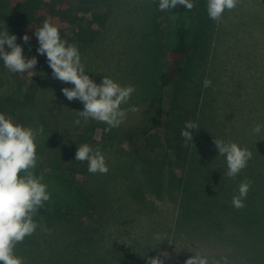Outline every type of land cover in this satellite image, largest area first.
Wrapping results in <instances>:
<instances>
[{"label": "rangeland", "instance_id": "374dc122", "mask_svg": "<svg viewBox=\"0 0 264 264\" xmlns=\"http://www.w3.org/2000/svg\"><path fill=\"white\" fill-rule=\"evenodd\" d=\"M14 1L0 0V31ZM196 2L194 48L179 85L183 102L199 105V130L193 129L188 168L177 171V178L169 171L149 175L122 146L123 132L141 125L150 101L160 93V76L173 47L176 15L160 11L159 0H111L106 27L81 53L86 74L96 83L108 76L136 89L122 107L139 110L128 112L118 128L105 132L104 123H85L77 116L83 104L68 101L61 91L73 85L54 79L50 67L43 69L34 109L57 111L69 120L74 130L69 143L76 150L82 144L75 141L78 135L93 126L92 147L104 154L109 171L87 172L85 181L78 171L66 169L71 145L49 134L37 137L43 152L37 155L35 174L54 192L34 218L50 231L37 228L14 249L28 264H147L148 257L156 256L163 264H184L195 252L209 264H223L222 258L227 264H264V128L259 134L252 131L256 124L264 125V0H240L220 22L209 18L207 0ZM205 79L211 80L210 87H204ZM76 119H81L79 125ZM214 138L252 152L235 178L226 175V158L219 156ZM150 156L161 159L160 154ZM245 180L252 183L245 207L237 210L231 201ZM77 185L97 199L93 211H76L82 224L76 228L53 211L78 208L68 203L77 201Z\"/></svg>", "mask_w": 264, "mask_h": 264}, {"label": "clouds", "instance_id": "9594fccd", "mask_svg": "<svg viewBox=\"0 0 264 264\" xmlns=\"http://www.w3.org/2000/svg\"><path fill=\"white\" fill-rule=\"evenodd\" d=\"M155 2V0H154ZM240 0H207V13L211 20L220 22L225 10L237 7ZM183 6L188 11L194 8V0H159L160 11L172 10ZM38 41L37 53L46 56L48 66L52 70V77L73 87L62 88L63 95L68 101L78 100L83 104V110L77 111V116L85 123L90 119L107 125L105 132L118 128L126 119L128 112H136V106L123 108L128 104L132 94L136 91L133 85L123 86L113 78L103 76L100 83H96L85 71L79 48L75 43L69 44L61 39L58 27L51 21L45 20L43 25L35 30ZM25 44L30 37H22ZM17 37L9 34L8 30L0 31V60L11 73H25L34 71L37 57L30 59L24 55L23 47L18 44ZM211 80H204V87L211 86ZM79 125L81 119H76ZM264 128L256 124L252 131L259 134ZM192 129L199 130L197 123L189 120L181 130L185 146L193 143ZM44 128L26 127L16 123L11 116L0 113V264H28L14 249L26 237L33 235L41 224L34 219L46 202L51 199L48 184L42 175L37 176V137L43 134ZM219 156H224L227 163L226 175L235 178L247 167L252 158V152L240 147L236 142H225L214 138ZM75 161L87 162L88 172L91 174H107L109 168L106 158L99 148L89 144H81L75 153ZM250 180L239 184L238 195L232 198V205L237 210L245 207L244 200L251 186ZM44 232L50 230L42 227ZM164 255H167L166 253ZM227 264V258H222ZM147 264H163L159 256L148 257ZM184 264H209L207 257L195 252L185 260ZM215 264H221L220 260Z\"/></svg>", "mask_w": 264, "mask_h": 264}, {"label": "trees", "instance_id": "16d2710c", "mask_svg": "<svg viewBox=\"0 0 264 264\" xmlns=\"http://www.w3.org/2000/svg\"><path fill=\"white\" fill-rule=\"evenodd\" d=\"M110 3L111 0L14 1L10 7L4 30H8L9 34L16 35V42L23 47L25 57L30 59L32 56H36L38 63L34 71L11 73L0 60V113L11 116L16 123L26 127L39 128L42 125L43 134L57 137L61 144L71 145L69 141L74 130L69 120L57 111H36L34 109L42 84L43 69L49 67L46 56L40 55L36 51L39 45L34 33L46 19L51 20L58 27L61 39L66 40L69 44L75 43L81 54L98 39L106 27V10ZM197 5L194 0V8L191 11L183 6L171 10L176 15L175 38L173 47L167 54L164 71L160 76V93L150 101L144 112L145 118L141 125L137 128H127L122 134L124 149L126 148L134 154V159L140 160L143 168L152 176L163 175L169 171L177 178L178 172L182 174L185 168H188V156L192 143L188 142L185 146L181 130L189 120L196 123L199 105L190 107L183 102L179 76L185 60L194 48L192 39ZM25 34L30 37L27 44L22 39ZM90 129L85 128L75 141L82 144L87 143L92 147L91 131H93V126ZM190 131L193 133V129ZM42 147L41 143H37V155H41L43 152ZM69 148L65 162L70 166V169L68 167L66 169L70 173L72 170L78 171L86 181L87 162L75 161L76 147L71 145ZM153 153L160 154L161 159L156 161L151 159L150 154ZM58 179L65 187L69 186L66 179H60V177ZM178 180L182 181V176H179ZM51 186L56 187L54 189L57 191L56 183L51 182ZM48 191L54 192L53 189H48ZM74 192L77 201L70 198L68 203H77L78 208L65 209V211L59 209L53 212L70 219L77 228L82 224L81 214L76 211L84 210L85 214L86 211H93L94 201L97 197L95 199L93 193L90 194L91 196L85 195L83 188L78 185ZM74 234L76 233L74 232Z\"/></svg>", "mask_w": 264, "mask_h": 264}]
</instances>
